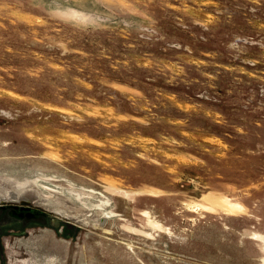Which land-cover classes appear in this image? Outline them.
I'll list each match as a JSON object with an SVG mask.
<instances>
[{"label":"rangeland","instance_id":"rangeland-1","mask_svg":"<svg viewBox=\"0 0 264 264\" xmlns=\"http://www.w3.org/2000/svg\"><path fill=\"white\" fill-rule=\"evenodd\" d=\"M22 201L77 233L17 264H264V0H0Z\"/></svg>","mask_w":264,"mask_h":264},{"label":"flooded vegetation","instance_id":"flooded-vegetation-1","mask_svg":"<svg viewBox=\"0 0 264 264\" xmlns=\"http://www.w3.org/2000/svg\"><path fill=\"white\" fill-rule=\"evenodd\" d=\"M68 224L65 221H61L57 216L33 208L27 203L1 205L0 264H17L22 260L29 259V249H34L35 246L25 243H31V238L38 237L43 233H48L49 237L54 241L57 240V236L62 237L69 234L70 238H73L77 233V229L73 225L72 227L68 226ZM46 230L49 231L46 232ZM48 246L50 245H47V249L49 248ZM43 248L45 249V246Z\"/></svg>","mask_w":264,"mask_h":264},{"label":"water","instance_id":"water-1","mask_svg":"<svg viewBox=\"0 0 264 264\" xmlns=\"http://www.w3.org/2000/svg\"><path fill=\"white\" fill-rule=\"evenodd\" d=\"M23 203H27L26 201H22ZM3 203V202H2ZM11 203H14V202H11ZM1 206V205H0Z\"/></svg>","mask_w":264,"mask_h":264},{"label":"bare ground","instance_id":"bare-ground-1","mask_svg":"<svg viewBox=\"0 0 264 264\" xmlns=\"http://www.w3.org/2000/svg\"><path fill=\"white\" fill-rule=\"evenodd\" d=\"M12 198V197H11Z\"/></svg>","mask_w":264,"mask_h":264}]
</instances>
